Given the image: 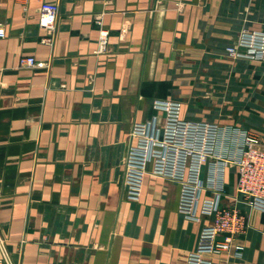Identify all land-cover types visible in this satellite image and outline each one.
I'll return each instance as SVG.
<instances>
[{
    "label": "crops",
    "instance_id": "1",
    "mask_svg": "<svg viewBox=\"0 0 264 264\" xmlns=\"http://www.w3.org/2000/svg\"><path fill=\"white\" fill-rule=\"evenodd\" d=\"M43 1L0 0L3 263L186 264L202 250L214 264H264L263 201L243 206L240 253L213 255L198 245L208 219L179 210L180 185L152 163L126 165L132 126L161 128L167 100H181L187 120L237 125L209 106L206 90L224 67L264 71L225 51L244 28L264 29V0H48L59 5L51 44L41 41ZM101 30L107 49L98 53ZM21 56L50 65L21 67ZM245 127L264 141V114ZM236 180L231 168L230 195Z\"/></svg>",
    "mask_w": 264,
    "mask_h": 264
},
{
    "label": "built area",
    "instance_id": "2",
    "mask_svg": "<svg viewBox=\"0 0 264 264\" xmlns=\"http://www.w3.org/2000/svg\"><path fill=\"white\" fill-rule=\"evenodd\" d=\"M59 5L44 0L40 6L39 25L47 34L44 43L54 41ZM101 24V19L97 20ZM6 35L0 28V37ZM107 31H100L98 53L107 49ZM228 56L246 58L264 64V29L244 28L235 44L226 47ZM50 62L35 56H21V67H49ZM131 135L135 142L128 147L127 167L151 171L180 185L179 210L191 220L208 219L200 232L198 245L211 254L240 253L243 246L235 242L249 226L243 206L264 202V144L255 132L237 125L187 120L182 117V101L165 103L162 127L156 120L136 122ZM235 168L236 194L227 191L226 173ZM229 202H226V201ZM7 259V260H6ZM7 264H12L6 258ZM0 264H4L0 259ZM186 264H214L204 251H191Z\"/></svg>",
    "mask_w": 264,
    "mask_h": 264
},
{
    "label": "rangeland",
    "instance_id": "3",
    "mask_svg": "<svg viewBox=\"0 0 264 264\" xmlns=\"http://www.w3.org/2000/svg\"><path fill=\"white\" fill-rule=\"evenodd\" d=\"M235 64L231 63L232 66ZM244 65V70L238 71L234 70L235 67L231 71L224 65V71L217 74V77L213 76L215 80L212 83L218 84L207 87L206 97L209 102L212 99L209 106L217 111L220 118L237 119V126L249 129L245 127L246 118H257L264 114V71ZM241 120H244V124L240 123Z\"/></svg>",
    "mask_w": 264,
    "mask_h": 264
}]
</instances>
